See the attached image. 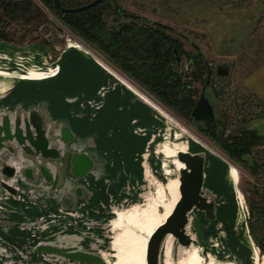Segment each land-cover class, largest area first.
I'll return each instance as SVG.
<instances>
[{
    "label": "water",
    "instance_id": "1",
    "mask_svg": "<svg viewBox=\"0 0 264 264\" xmlns=\"http://www.w3.org/2000/svg\"><path fill=\"white\" fill-rule=\"evenodd\" d=\"M53 1L57 7L68 11L89 7L101 0H90L72 7L61 6L59 0ZM7 48L14 51L20 47ZM5 49L0 46V50ZM65 51L66 47L56 59ZM174 51L176 60H179L176 49ZM62 57L55 73L41 79H18L11 88L0 93V263L103 264L105 258L99 248L91 244L105 238V248H109L110 231L107 223L112 217L110 211L118 205L137 201L147 189L141 156L156 131V125L153 128L143 126L136 124L134 119L133 133L145 137L143 150L136 156L141 168L140 177L127 173L119 196L107 193L106 201L90 204L92 191L87 187L88 177L92 176L95 181L104 178L106 183H111V178L106 177V152L98 148V133L94 122L90 121L95 119L104 106L107 93L119 85L116 83L120 81L105 63L75 48L73 53H66ZM85 65L89 67L83 68ZM67 66L75 76L71 80L74 89L66 88L64 83L56 94L68 102L76 103V107L57 115L49 107L55 92L48 82ZM93 66L107 74L109 79L88 93L84 88L88 82L85 75L93 71ZM215 72L227 75L229 70L226 65L218 64ZM212 73L213 70L208 68L205 85L210 82ZM205 85L192 108V115L194 119L209 124L216 116L213 104L205 94ZM120 86L144 103L158 122L163 119L160 111L138 97L135 91ZM21 87L28 91L20 100L11 94L21 92ZM82 105L83 110L80 109ZM69 115L85 117L90 124L82 132H77L72 127ZM187 142L188 149L177 152V158L183 163V167L178 169L179 197L169 215L146 241V264H162L163 246L169 234L174 240L176 237L188 238L184 232L187 213L194 209L203 211L208 220L216 221V232L221 223L220 210L228 203L223 197L224 187L219 185L223 181L225 158L212 153L214 151L211 152L201 142L193 139ZM247 226L246 221L243 231L239 233L244 239L247 237ZM103 228L106 230H101ZM14 229L17 230L14 232ZM248 238L246 240L254 245L253 240ZM195 243L188 239L179 246ZM210 249V245L205 250L199 245L203 255Z\"/></svg>",
    "mask_w": 264,
    "mask_h": 264
},
{
    "label": "bare ground",
    "instance_id": "2",
    "mask_svg": "<svg viewBox=\"0 0 264 264\" xmlns=\"http://www.w3.org/2000/svg\"><path fill=\"white\" fill-rule=\"evenodd\" d=\"M65 47L66 50L75 48L84 55L94 56L103 64L105 62L91 49L72 37L67 38ZM14 51L10 48H6L5 51L0 50V93L11 88L18 79H41L55 73L59 69L63 56L62 53L52 62L47 60L46 55H41L37 49L16 48ZM107 68L119 78L120 82L116 84L131 88L138 97L158 109L163 119L155 123L156 131L141 156L149 190L143 194L142 201L141 194L137 201L118 205L110 211L112 217L107 223L108 231H110L108 249L104 245L107 241L105 238L91 245L99 248L100 254L105 258L103 264H146V241L149 235L163 223L179 197L178 169L183 167V163L177 158V152L188 149L187 140L189 139L200 141L132 81L112 70L111 67ZM83 106L80 107L81 110ZM157 135L158 139H156ZM212 153L219 156L216 152ZM224 160L223 184L220 182L219 185L224 187L223 197L228 203L220 210L221 223L218 224L216 232L208 235L211 251H207L206 255L201 254L199 245L196 243L179 246L169 234L163 246L162 264H264V253L260 254L252 242H248L246 238L239 235L246 222L247 207L239 189V171L234 164ZM205 177L208 183L207 173ZM230 203L235 206V216L232 220L229 216ZM0 264L14 263L4 261Z\"/></svg>",
    "mask_w": 264,
    "mask_h": 264
},
{
    "label": "rangeland",
    "instance_id": "3",
    "mask_svg": "<svg viewBox=\"0 0 264 264\" xmlns=\"http://www.w3.org/2000/svg\"><path fill=\"white\" fill-rule=\"evenodd\" d=\"M32 1L37 10L28 13L27 17L10 19L4 16L5 20L0 22V26L9 32L11 38L16 41V45L23 49H37L41 55H46L47 60L53 62V58L65 47L67 35H72L70 37L83 43L126 76L170 113L191 135L196 137L207 148L221 155L237 167L240 176L239 189L244 193L247 207L246 221L248 228L245 235L249 237L248 239L251 238L253 240L252 233H254L260 242L264 244V196L252 191L251 180L255 174L249 173L243 166L233 162L211 138L200 131L197 122L204 123L203 121H186L177 116L154 95L111 63L99 50L64 25L41 0ZM118 1L132 13L140 14L146 19L159 20L167 24L170 32L182 39L185 49L189 51L198 49L202 52L208 68L213 70L210 82L205 89V94L213 104L215 116H219L220 114L212 84L216 66L218 64L226 65L229 70L227 80L234 83L239 72L245 68H250L254 61L264 56V0ZM41 40L50 43L52 50L47 47L45 48L43 44L40 46L36 44ZM49 50L52 51V54H55L52 58ZM196 85L200 86V94L204 84L197 82ZM248 125L257 128L260 132H264V115L253 118L249 121ZM260 147L264 148V146ZM255 152L256 150L253 154ZM148 190L149 184L147 182V189L142 192L141 201L143 200V194ZM229 216L231 220L235 216V206L233 203H230ZM16 230L14 229L13 231L15 232ZM108 235H110V232ZM10 240H15L17 243L20 242L15 238H10ZM254 246L258 247L260 254H262L255 242Z\"/></svg>",
    "mask_w": 264,
    "mask_h": 264
},
{
    "label": "trees",
    "instance_id": "4",
    "mask_svg": "<svg viewBox=\"0 0 264 264\" xmlns=\"http://www.w3.org/2000/svg\"><path fill=\"white\" fill-rule=\"evenodd\" d=\"M69 29L99 50L111 63L135 80L177 116L186 121H198L192 108L199 94V85H205L208 65L198 49H185L182 39L170 32L167 24L146 19L124 8L118 0H101L79 10L64 11L53 0H41ZM61 6H77L90 0H59ZM37 10L32 0H0V22L27 17ZM36 44L52 50L45 40ZM0 46H17L7 30L0 26ZM179 56L176 60L175 51ZM50 50V51H51ZM52 52V51H51ZM55 56V54H52ZM254 61L256 64L261 58ZM187 60L190 72L178 70L180 61ZM228 75V74H227ZM227 75H224L227 77ZM207 85H205L206 89ZM259 99L251 93H247ZM261 100V99H259ZM264 115V111L258 116ZM222 118L216 116L209 124L197 122V126L211 138L233 162L243 166L251 174L257 171L254 151L264 144V132L248 123L238 133L227 138L221 135L218 125ZM253 192L256 190L252 189ZM254 242L264 253V244L252 233Z\"/></svg>",
    "mask_w": 264,
    "mask_h": 264
},
{
    "label": "crops",
    "instance_id": "5",
    "mask_svg": "<svg viewBox=\"0 0 264 264\" xmlns=\"http://www.w3.org/2000/svg\"><path fill=\"white\" fill-rule=\"evenodd\" d=\"M73 52L74 50H67L63 56L65 57L66 53ZM102 60L105 61L104 59ZM105 64L111 67L112 70L114 69L119 72L109 63L106 62ZM88 67L89 65H85L83 68ZM92 70L85 75L88 82L84 88L88 93H92L101 83L109 79L108 75L104 74L101 70L97 68ZM73 77L75 76H73L69 70V66H67L62 68L58 76L51 80L52 82L49 81L48 85L55 94L60 90V87H63L64 83L66 88L74 89L75 85L71 81ZM232 84L243 93H251L264 101V57L250 68H245L239 72L235 82ZM122 88V86L116 85L114 89L107 93L104 106L98 111L95 119L90 121L94 122L98 133V148L104 153L106 152V157L108 158V163L105 165L106 172L108 173L106 177L111 178V183L109 184L105 182L104 178L95 181L92 176L88 177L89 184L87 187L92 191L89 201L91 205H94L98 201H106L107 193L119 196L120 187L126 181L127 173L140 177L141 168L136 160V156L143 150L145 137L133 133L132 120L136 119V124L151 126V128L158 121L144 103L136 99L128 90ZM27 91L23 88L18 94L12 92L11 95L13 97L17 96V99H20ZM55 94L52 95L49 103L53 114H65L68 109L76 107V103L68 102L59 96V94ZM69 117L73 129L77 132H82L90 124L85 117L71 115Z\"/></svg>",
    "mask_w": 264,
    "mask_h": 264
},
{
    "label": "built area",
    "instance_id": "6",
    "mask_svg": "<svg viewBox=\"0 0 264 264\" xmlns=\"http://www.w3.org/2000/svg\"><path fill=\"white\" fill-rule=\"evenodd\" d=\"M70 36L72 35H67L66 41ZM57 56L53 59L56 60ZM190 69V64L187 60L180 61L178 66L180 72L188 74ZM212 81L220 112L218 117L222 118V122L218 125V128L224 138L243 130L250 120L256 118L264 111L263 100L255 99L243 93L229 82L224 75H220L214 71V79ZM192 83L194 85L197 84L195 81H192ZM254 159L257 171L251 180L252 189L264 196V148L260 147L256 150ZM242 194L244 196L243 192Z\"/></svg>",
    "mask_w": 264,
    "mask_h": 264
},
{
    "label": "flooded vegetation",
    "instance_id": "7",
    "mask_svg": "<svg viewBox=\"0 0 264 264\" xmlns=\"http://www.w3.org/2000/svg\"><path fill=\"white\" fill-rule=\"evenodd\" d=\"M218 216V215H217ZM215 220H208L201 210H192L187 213L184 223V232L187 237H176L177 245H183L188 239L195 241L204 250L209 247L208 235L215 232Z\"/></svg>",
    "mask_w": 264,
    "mask_h": 264
}]
</instances>
